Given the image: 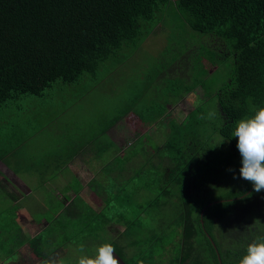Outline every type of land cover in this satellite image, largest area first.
I'll return each instance as SVG.
<instances>
[{
	"label": "trees",
	"instance_id": "trees-1",
	"mask_svg": "<svg viewBox=\"0 0 264 264\" xmlns=\"http://www.w3.org/2000/svg\"><path fill=\"white\" fill-rule=\"evenodd\" d=\"M170 2L181 17L184 32L198 38L199 52L192 59L194 74L179 94L166 101L159 117L149 124L137 119L130 126L133 132L162 119L157 124L159 129L167 127L162 146L152 154L120 152L108 138L102 144L100 138L67 126L63 150L26 165L36 168L43 180L49 174L46 170L54 167L51 164H57L52 170L59 164L69 170L81 154L79 148L87 147L101 164L100 176L91 179L88 187L103 207L96 211L83 200L75 175L76 183L69 181L65 187L75 197L59 213L44 215L48 226L33 237L25 231L20 209L2 207L0 264H23V246L36 264H54L52 258L63 264L73 253L94 256L103 244L99 235H107L106 225L113 217L126 228L107 243L125 264H153L177 228L179 243L167 264H239L248 245L264 236V191L254 192L251 183L233 179L226 171L233 168L239 176L241 157L232 137L236 122L264 107V0H0V139L7 135L22 144L36 133L33 130L29 135L19 127L22 116L13 114L11 102L21 96L41 97L56 81L73 85L84 75L94 76L118 53L135 49L151 32H157L165 16L162 6ZM209 38L224 44L222 54L209 48L205 43ZM199 53L204 57H198ZM223 57H230L231 62L221 83L217 73ZM203 62L215 66V71L210 74ZM198 87L208 99L177 122L168 107ZM215 99L224 117L217 123L208 121L203 108ZM127 112L125 108L114 124ZM6 121L9 126L4 127ZM218 138L228 143V150L216 149L213 141ZM139 141L140 137L138 145H143ZM6 144L0 146V162L18 153ZM138 155L144 161L137 160ZM154 155L159 163L148 175ZM114 206L118 213L111 212ZM133 209L139 213L128 221L127 214ZM145 214L147 220L142 219ZM127 225L133 228L127 231L134 238L130 242L124 238ZM80 245L83 253L78 251Z\"/></svg>",
	"mask_w": 264,
	"mask_h": 264
},
{
	"label": "rangeland",
	"instance_id": "rangeland-1",
	"mask_svg": "<svg viewBox=\"0 0 264 264\" xmlns=\"http://www.w3.org/2000/svg\"><path fill=\"white\" fill-rule=\"evenodd\" d=\"M162 7L161 11L165 16L158 25L157 32H151L135 49L118 53V57L106 62L94 76L84 75L78 83L73 85H64L61 81H56L50 89L43 91L41 97L27 95L11 102L13 114L22 116L19 123L16 122L19 127L25 132L28 131L29 135L33 130L36 133H33V138L22 144H19L17 138L7 135L0 139V146L5 142L8 143L7 148L14 147V151L18 152L14 157L7 155L0 163V210L2 207L7 210L9 206L10 208L15 207V212L20 209L25 231L29 236L33 237L48 226V220L44 215L52 211L59 213L61 208L75 197V193L70 188H65L67 183H70L69 181L75 184L78 179L79 195L92 209L100 211L103 207V203L92 197V192L88 187L91 179L100 176L101 164L91 160V153L85 151L87 147H84V151L79 155L80 159L77 156L69 165V170L61 167L60 164L57 170H52L57 164H51L54 167L50 166L51 168L46 170L49 174L43 180L42 174L35 171L36 168L31 170L26 165V162L30 160L39 162L40 157L45 158L60 149L63 150L62 147L65 145L63 136L66 138L69 132L66 129L67 126L78 127L87 136L100 138L102 144L108 143L107 138L112 139L120 152L130 153L133 150L138 153L145 151L152 154L162 146L165 139L164 133L167 131L166 126L163 129L158 127L162 119L155 122V125H141L137 131L132 132L130 128L136 124L137 119L149 124L148 122L159 117L166 101L179 94L184 85L189 84L194 74L193 69H195V61L192 59L194 54L199 52L198 38L194 39L184 32V24L181 17L177 15L174 4L170 2ZM205 43H208L209 48L217 53L222 54L225 50L224 44L219 39L209 38L205 40ZM197 55L204 57L200 53ZM230 62V57H223L220 61L221 70L217 74L221 83L226 79V70ZM204 65L210 74L216 69L209 63L203 62ZM210 78L211 76H208L206 79ZM207 99L208 96L198 87L193 93L176 100L168 107V111L180 123L192 108L200 106ZM125 108H128L129 112L114 124ZM203 108L208 112V121L213 123L224 121L217 99L208 101ZM210 112H215L216 116L209 118ZM125 118L127 123H123ZM38 124L45 126L40 127ZM111 124H114L113 128H110ZM7 125L9 126V121H6L4 127ZM213 135L215 137L216 134ZM139 137V142L143 145H138ZM222 141L220 138L213 141L216 149L228 150V143L220 144ZM79 150L83 149L79 148ZM152 158H154L152 162L148 163V175L151 172L150 169L159 163L157 155ZM137 160L144 161V157L141 158L138 155ZM164 172H166L165 165L162 166L160 172L163 178ZM54 174L58 175L54 178ZM7 190L11 194H8ZM116 211L118 213L119 210L114 206L111 212L115 214ZM138 213L136 209L129 211L128 221H132L131 219ZM38 217H40L39 220H36ZM142 219L147 220V215L142 216ZM111 221L106 225L107 235L104 236V233L99 235V241H103V244L113 238H118L126 228L121 222H117L115 217ZM143 226L146 231L148 227ZM132 229V225H127L124 237L127 242L134 239L130 238L127 232ZM179 233L177 228L166 250L156 256L153 264H167L179 243ZM121 245L126 246L124 243ZM73 255V258L71 254V258L63 260V264H76L80 255L75 253ZM20 259L23 264L38 263L31 259L27 246L20 248ZM117 259L120 264H125L121 259ZM50 262L58 264L55 258H52Z\"/></svg>",
	"mask_w": 264,
	"mask_h": 264
},
{
	"label": "clouds",
	"instance_id": "clouds-1",
	"mask_svg": "<svg viewBox=\"0 0 264 264\" xmlns=\"http://www.w3.org/2000/svg\"><path fill=\"white\" fill-rule=\"evenodd\" d=\"M215 116V112L209 113V118ZM232 137L237 140L236 148L241 157V167L239 176L233 168L226 171L233 174V179H243L251 183L254 192L264 191V107L256 109L251 117L237 121ZM78 251L84 252L83 245L78 247ZM114 253L115 247L111 243H104L95 249L94 256L80 255L76 264H120ZM45 264L48 262L45 261ZM239 264H264V236L257 237L248 245Z\"/></svg>",
	"mask_w": 264,
	"mask_h": 264
},
{
	"label": "crops",
	"instance_id": "crops-1",
	"mask_svg": "<svg viewBox=\"0 0 264 264\" xmlns=\"http://www.w3.org/2000/svg\"><path fill=\"white\" fill-rule=\"evenodd\" d=\"M110 141H112L115 145H116V143L111 139ZM119 149V148H118ZM84 150H82V151H80L81 153L83 152ZM88 152H90V151H86V153H88ZM91 153V152H90ZM78 159H80V157H79V155H78V157H77ZM91 160H93L94 161V159H93V154L91 153ZM92 162V161H91ZM0 163H2V162H0ZM14 174V173H13ZM15 175V174H14ZM16 176V175H15Z\"/></svg>",
	"mask_w": 264,
	"mask_h": 264
}]
</instances>
